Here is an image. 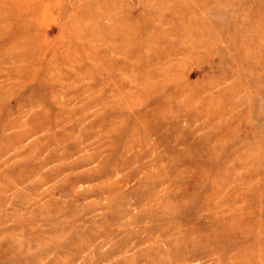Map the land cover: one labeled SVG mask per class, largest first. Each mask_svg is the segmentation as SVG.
Here are the masks:
<instances>
[{"label": "rangeland", "instance_id": "obj_1", "mask_svg": "<svg viewBox=\"0 0 264 264\" xmlns=\"http://www.w3.org/2000/svg\"><path fill=\"white\" fill-rule=\"evenodd\" d=\"M0 264H264V0H0Z\"/></svg>", "mask_w": 264, "mask_h": 264}]
</instances>
